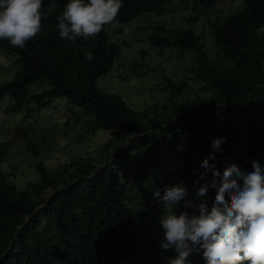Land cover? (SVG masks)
Returning <instances> with one entry per match:
<instances>
[{
	"label": "trees",
	"instance_id": "1",
	"mask_svg": "<svg viewBox=\"0 0 264 264\" xmlns=\"http://www.w3.org/2000/svg\"><path fill=\"white\" fill-rule=\"evenodd\" d=\"M220 1L124 0L113 22L122 25L120 30H130L134 20L142 19L136 28L148 32L146 41L153 48L193 51L190 80L205 95L176 105L173 96L182 85L168 79L162 88L172 92L168 125L148 117L156 106L135 111L97 87L119 60L120 43H127L111 33L108 24L88 41L60 38L56 17L67 0H43L41 32L23 49L0 40V49L8 51L4 55L17 66L10 80L0 82V102L7 98L13 109L40 110L51 99H64L80 108L95 128L110 132L102 155L71 157L51 172L39 163L40 180L25 188L9 186L0 177V264H167L173 251L159 246L162 209L152 195L162 193L165 185L154 179L138 193L129 191L120 184L126 154L110 156L113 132L124 127L141 134L131 141L129 152L170 151L182 144L183 164L170 183L187 185L193 204L195 189L212 183L202 177L200 161L209 156L213 140L225 142L216 159L218 174L232 167L251 171L253 160L264 166V0H239L234 8L241 11L210 19L208 12ZM178 8L182 13L201 8L206 15L199 27L182 31L154 22ZM184 21L198 24L200 18L184 16ZM84 50L91 51V61L84 59ZM42 78L45 86L29 91ZM205 199L210 209L215 193ZM183 210L195 212L194 207ZM97 237L109 245L100 254Z\"/></svg>",
	"mask_w": 264,
	"mask_h": 264
},
{
	"label": "rangeland",
	"instance_id": "2",
	"mask_svg": "<svg viewBox=\"0 0 264 264\" xmlns=\"http://www.w3.org/2000/svg\"><path fill=\"white\" fill-rule=\"evenodd\" d=\"M238 2L239 0L220 1L208 12L209 18L241 11L242 7L234 8ZM188 7L191 8L189 5ZM179 9L157 16L154 22H163L170 29L182 31L188 27L193 29L199 27L206 15L201 8L184 13L183 9ZM184 16L185 19L199 17L200 21L198 24L196 22L187 24ZM136 20L131 23L133 25L130 30L124 27L120 30L122 25L118 23L108 24L109 31L114 35L118 34V38L125 40L127 44L120 43L119 60L114 63L109 74L97 81V87L104 93L118 96L135 111L156 106L148 111V117L168 125L172 92L162 90L168 79L173 80L176 85H182L181 92L173 96L176 105L192 100L197 95H205L202 87L190 80L191 69L195 65L194 53L187 51L179 54L174 48L164 50L153 48L146 41L148 32L136 28L144 20ZM7 52L3 48L0 49V82L10 80L17 71V66H12L9 59L2 57ZM11 55L16 57L12 53ZM45 83V79L42 78L32 84L29 91L37 92ZM54 101L60 104L54 103L40 111L27 109L23 114L27 116L21 115L18 118L22 117L25 126L35 127L33 133L26 137L17 136L19 125L16 124L17 110L5 114L8 104V109L14 110L10 107L12 101L4 98L0 102V177L4 178L7 185L25 188L27 184L39 181L40 175L36 172L39 163H43L51 172L71 157L83 159L86 156L97 157L103 154V146L110 132L97 129L92 123L84 122L82 119H69L71 115H79L82 110L64 99H51L47 103ZM64 108L68 111L63 112ZM28 143H31L30 148L27 147ZM56 143L58 146L55 147ZM181 145L170 151L128 152L122 163L120 184L135 193L153 185L154 179L160 184L171 185L172 175L176 173L180 162L183 164L180 158ZM123 147L128 149L127 142ZM116 150L118 156H124L121 147L116 146ZM33 151H37V154L34 155Z\"/></svg>",
	"mask_w": 264,
	"mask_h": 264
},
{
	"label": "clouds",
	"instance_id": "3",
	"mask_svg": "<svg viewBox=\"0 0 264 264\" xmlns=\"http://www.w3.org/2000/svg\"><path fill=\"white\" fill-rule=\"evenodd\" d=\"M123 2L67 0L63 11L56 17L59 37L69 42L77 38L84 41L95 38L104 25L115 21ZM42 3L43 0H0V40L23 49L27 41L41 32V21L46 16L41 11ZM83 55L85 60H92L91 51L84 50ZM2 57L9 59L12 65L10 58ZM54 103L58 102L54 101L49 106ZM16 108L8 109L5 114L17 110V136H29L35 127H27L22 122V117L27 116L23 115L24 111L28 108ZM67 111L63 109V112ZM69 119L90 122L87 115L81 112ZM113 135L110 156L115 159L121 157L116 146L121 147V153L125 155L129 151L123 145L127 142L129 148L132 140L141 137L138 132L130 133L127 127L114 131ZM30 145L28 143L27 147L30 148ZM210 147V154L200 161V167L203 169L202 177H210L212 183L201 184L195 189V204L188 199L187 185L182 182L165 185L162 193L157 190L152 194L162 209L157 221L162 233L159 246L164 251H173L167 264H264V166L253 160L251 171L232 167L220 175L215 165L216 159L223 154L221 149L225 147V142L213 140ZM33 154L36 155L37 151ZM209 192L215 193L210 209L206 207L205 199ZM193 207L195 212L191 214L183 210ZM107 232H110L109 229ZM95 241L99 244V254L108 250L109 245L98 237Z\"/></svg>",
	"mask_w": 264,
	"mask_h": 264
}]
</instances>
